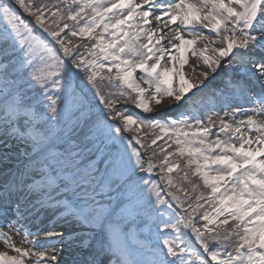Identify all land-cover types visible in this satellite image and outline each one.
<instances>
[{"label":"snow or ice","instance_id":"1","mask_svg":"<svg viewBox=\"0 0 264 264\" xmlns=\"http://www.w3.org/2000/svg\"><path fill=\"white\" fill-rule=\"evenodd\" d=\"M254 114L264 0H0V264H264Z\"/></svg>","mask_w":264,"mask_h":264},{"label":"bare ground","instance_id":"2","mask_svg":"<svg viewBox=\"0 0 264 264\" xmlns=\"http://www.w3.org/2000/svg\"><path fill=\"white\" fill-rule=\"evenodd\" d=\"M37 32L40 33V34L43 35V36H44V35L46 36V34L40 32L39 29H37ZM190 59H191V58L189 57V60H190ZM190 63H191V62H190ZM185 70H186V75H191V74H192V70H191V68H189L188 66H186ZM222 76H223V74H222ZM216 82H219V78H218V80H217ZM212 86H213V85H212ZM150 114H155V113H150ZM257 119H264V117H258ZM0 150H3V151H9V152H14V151H15V149H4V148H3V145H0ZM12 166H13V162H12V161H10V162H8V163H6V164H0V180L3 179V173H4V170L7 169V168H11ZM53 222H54V221H51V222H50V221L45 220L43 223H41V222L37 221V222L31 224V225H30V228H31V230H32L33 232H35L37 229L42 230V231H41V236L39 237L40 239H42V238H43V230L46 229V228H48L49 224H50V223H53ZM5 229H6V230H5ZM3 230L7 231V228H6V227H5L4 229L0 228V231H3ZM15 236H16L15 234H13V236H12L13 242H19V240H17L18 238L16 239ZM29 238L32 239V237H29ZM57 247H59V245H57ZM0 251H9L8 249H6V248L4 247L2 241H0ZM9 254H10V255H15V253H14V252H11V251H9ZM71 254L74 255V254H75V250H73ZM65 258H66V259L70 258L69 252H68L67 250H66V253H65ZM35 259H36V258H34V261H35Z\"/></svg>","mask_w":264,"mask_h":264},{"label":"rangeland","instance_id":"3","mask_svg":"<svg viewBox=\"0 0 264 264\" xmlns=\"http://www.w3.org/2000/svg\"><path fill=\"white\" fill-rule=\"evenodd\" d=\"M189 57L191 58V59H190V62H193V61L195 60V58H194V57H191V55H189ZM221 75H222V74H221ZM217 83H218V82H213L212 84H209L208 90H206V91H209V90L214 89ZM212 85H213V86H212ZM238 103H239L241 106L246 107V108L251 107L250 105L245 104L243 100L238 101ZM128 108H129L130 111H133V112H138V111H139V110L134 109V106L131 105V104L128 105ZM147 115H149V116H154V117H156V118H163L162 115H161V116H157L156 114H147ZM254 118L257 119L258 116H256V115L254 114ZM158 143H160V142H158ZM154 147H155V146H154ZM172 177H173L174 181L179 182L178 177L176 176L175 173L172 174ZM231 223H232V222L229 221V225H225L224 227H225V228L229 227V226L231 225ZM2 229H4V228H2ZM5 230H6V229H5ZM5 230H3V231H5ZM145 234H146V233H145ZM10 235L13 236L12 233H10ZM15 238H16V239L18 238L17 240H19V242H14V243L17 244V246H20V247H23V248H30V247H31V245L28 244V243H21V241H22V236H21V235H16ZM28 239L30 240V238H28ZM33 250H35V249H33ZM34 258H35V257H30V259H32L33 261H34ZM27 259H29V258H25V260H26V264H27Z\"/></svg>","mask_w":264,"mask_h":264}]
</instances>
